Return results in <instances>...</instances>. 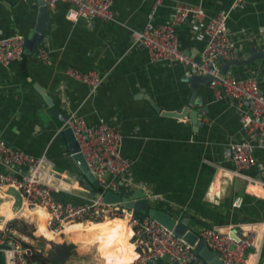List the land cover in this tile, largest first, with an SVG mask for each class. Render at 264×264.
<instances>
[{"label": "crops", "instance_id": "obj_1", "mask_svg": "<svg viewBox=\"0 0 264 264\" xmlns=\"http://www.w3.org/2000/svg\"><path fill=\"white\" fill-rule=\"evenodd\" d=\"M178 3L198 4L208 18L228 10L231 0H164L154 11L152 0H112V20L69 19L66 16L69 3L62 1L48 9L47 29L36 49L44 48L48 59H38L35 51L23 53L19 60L7 65L0 63V136L9 145L28 153L47 154L62 180L55 195L58 199L83 201L94 195L70 157L65 139L47 143V127L55 129V123L48 115L49 107L37 89L39 86L50 93L66 116L76 111L90 123L102 118L120 129L121 149L130 160L127 173L133 183L119 182V191L141 188L152 205L162 207L178 219L188 215V225L197 233L202 227L217 223L264 219V197L245 193V181L228 173L234 166L227 160L225 149L241 132L235 102L215 98L208 80L198 84L201 102L190 104L191 88L185 66L150 61L144 45L131 44L133 29H141L148 20L168 22ZM36 7V0H0V37L25 34L34 21ZM227 28L232 40L231 57L251 52L254 44L262 47L264 0H245L229 9ZM177 33L185 52L200 54L205 35L199 23L191 16L186 17L177 26ZM68 66L97 69L106 79L90 93L88 85L66 72ZM228 70L239 77L256 72L264 90V59L247 65L231 64ZM155 104L162 110L180 111L187 105L205 109L201 110L197 125L188 115L162 114ZM256 161L248 173L261 177L263 150L256 151ZM223 169L227 171L225 174ZM250 190L255 191L253 187ZM152 194L159 195L154 198ZM237 195L242 197L240 207L231 205ZM17 196L21 200L19 205H15ZM0 203L7 205L6 210L0 211V226L16 212L18 219H24L22 212L26 206L19 191L16 195L9 187H2ZM9 212L13 214L8 215ZM46 220L47 213L44 223ZM66 231L58 237L74 242L77 248L76 257L68 264H131L138 253L132 227L126 221L73 224ZM23 235L21 238L31 243ZM77 243L92 249L83 252ZM47 248L43 246L44 251ZM200 261L207 264L201 258ZM0 264H6L1 251ZM149 264L172 262L163 256ZM188 264L199 263L190 260ZM260 264H264V249Z\"/></svg>", "mask_w": 264, "mask_h": 264}, {"label": "built area", "instance_id": "obj_2", "mask_svg": "<svg viewBox=\"0 0 264 264\" xmlns=\"http://www.w3.org/2000/svg\"><path fill=\"white\" fill-rule=\"evenodd\" d=\"M48 9L59 2L69 3L66 16L69 19L98 18L114 19L112 0H44ZM164 0H152V10ZM245 0H231L229 9L241 5ZM228 10L218 11L205 18L204 9L193 3L174 5L168 22L155 23L148 20L140 29H133L131 44L146 47L150 61L181 63L188 75H210L211 92L215 98H228L235 102L238 110L240 136L229 141L225 149L226 158L234 166L228 170L230 177L245 181L244 192L255 197H264V169L261 177L250 175L248 170L257 164L256 151H264V90L260 87L257 73L239 77L231 70L222 71V64L230 59L232 40L227 28ZM190 15L201 25L205 35L204 46L197 56L185 52L178 40L177 26ZM201 22V23H200ZM24 35L16 33L0 37V63L7 65L23 55ZM38 59L47 60L44 48L36 50ZM66 72L96 91L106 79L97 69H80L68 66ZM64 125L72 129L81 152L94 180L101 187L92 197L83 201L60 200L55 197L61 189L60 176L56 175L54 162L41 153L34 155L9 145L0 136V189L14 188L24 199L25 206H38L47 213L45 226L52 232L64 225L82 220L100 221L109 217H126L132 227L138 253L131 264H149L150 261L166 256L179 264H188L198 255L170 229L148 215L137 214L122 202L104 201L106 190L119 191V182L132 184L128 175L130 160L122 153L120 129L105 119L90 123L83 115L71 111L65 116ZM217 165V164H216ZM223 168V167H222ZM226 169H223L224 174ZM253 187L255 191H251ZM159 194H152L154 198ZM242 197L237 195L231 205L240 207ZM2 203V202H1ZM0 203V206H1ZM2 209L0 208V211ZM17 212L0 226V244L9 248L0 249L6 264H33L30 260L31 247L21 242L16 230ZM24 220V219H21ZM15 221L17 223H15ZM199 236L220 255L223 264H260L264 249V219L217 223L202 227Z\"/></svg>", "mask_w": 264, "mask_h": 264}, {"label": "water", "instance_id": "obj_3", "mask_svg": "<svg viewBox=\"0 0 264 264\" xmlns=\"http://www.w3.org/2000/svg\"><path fill=\"white\" fill-rule=\"evenodd\" d=\"M36 2L37 7L34 21L33 23H30L29 30L25 34H23V53L25 54L35 53L39 42L45 35V30L47 29L48 25L49 11L45 4V1L36 0ZM189 16L190 15H188L187 17ZM257 59H264V44H262V47L260 48L257 47V44H254L251 47V52L246 51V54H244L243 56H238V53H235L233 57L226 60L222 64L221 70L226 71L231 64L247 65ZM210 78L211 77L208 74L196 73H192L187 77L191 88V98L189 102L190 104L194 101L196 103L201 102V97L197 96L198 84L206 82ZM37 89L43 95V98L49 107V113H47L50 116L51 120L55 123V129L50 126L47 127V143H58L64 138L70 157L74 161L76 167L82 173L85 185L89 189H93L94 183H96L94 180V175L88 168L87 162L80 150L77 140L73 135L72 129L69 126L64 125L66 115L63 113L60 106L52 98L49 92L40 89L39 86L37 87ZM155 108L160 110L162 114L165 115L176 117L188 115L191 118V122L197 125L200 123L201 110L205 109V107L203 106H199V108H190L189 105H187L184 106L180 111L162 110L157 104H155ZM128 190L130 192L114 191L108 189L104 193V201L122 202L126 207L132 208L135 212L140 213L142 216L148 215L166 228L170 229L177 237L188 244V246L199 255L202 261L206 262L207 264H223L222 258L216 252V250H214L206 242L205 239L200 237L195 230L189 227L188 215L186 217L178 219L162 207L152 205L148 201V199H146V192L141 188L129 187ZM3 248H9V245L0 244V249ZM171 262L172 264H179L176 259H172ZM33 264H36V261H33Z\"/></svg>", "mask_w": 264, "mask_h": 264}, {"label": "trees", "instance_id": "obj_4", "mask_svg": "<svg viewBox=\"0 0 264 264\" xmlns=\"http://www.w3.org/2000/svg\"><path fill=\"white\" fill-rule=\"evenodd\" d=\"M101 187L98 186L97 183H94L92 193H96L100 190ZM10 205V202H7ZM6 206L1 205L0 208L6 210ZM29 213H27V212ZM22 212V214L28 218L32 223L27 221H21L20 224H16V229L22 234L27 235L29 238L45 241V238L41 235H35L31 228H28V225L32 226L39 233L43 234L46 238L57 240L51 241L48 240L49 247L44 251L42 247H36L35 245L21 239L23 245L31 247L32 253L30 255L31 261H36V264H68L71 260H73L77 255V248L74 242L70 241H61L62 234L67 231H64L60 235H52L50 232L46 230V226L44 223L46 214H43L40 210H36L35 208H29ZM137 214H140L136 212ZM15 223H17L15 221Z\"/></svg>", "mask_w": 264, "mask_h": 264}, {"label": "bare ground", "instance_id": "obj_5", "mask_svg": "<svg viewBox=\"0 0 264 264\" xmlns=\"http://www.w3.org/2000/svg\"><path fill=\"white\" fill-rule=\"evenodd\" d=\"M29 208H35L36 210H40L43 214H46L45 210L42 209V208H40V207H38V206H32V207H30V206H27V205H26V209H25V210H27V209H29ZM1 220H2V219H1ZM5 220H6V219H5ZM114 220H122V221H126V222H127L126 217H109V218H106V219H103V220H100V221H92V220L74 221V222H71V223L66 224L61 230H59V231H57V232H52L51 230H48L47 228H46V230H47L48 232H50V233L54 236V235H60V234H62L64 231L67 230V227H68V226H71V225H73V224H80V225H83V224H88V223H90V224L99 225V224H104V223H106V222L114 221Z\"/></svg>", "mask_w": 264, "mask_h": 264}, {"label": "rangeland", "instance_id": "obj_6", "mask_svg": "<svg viewBox=\"0 0 264 264\" xmlns=\"http://www.w3.org/2000/svg\"><path fill=\"white\" fill-rule=\"evenodd\" d=\"M9 190H12V191H15V194L16 195H18V191H16V190H14L13 188H9ZM20 202H21V200H20V198H19V196H17L16 197V201H15V205H19L20 204ZM13 214V212H9L8 213V215H12ZM22 216H23V218L26 220V221H28V223H32L28 218H26L23 214H22ZM1 217V216H0ZM21 221H23V220H21V219H19L18 220V224H20L21 223ZM28 228H31L32 229V231H33V233L35 234V235H39L38 233V231H36V229H34L32 226H30V225H28ZM19 233V232H18ZM20 234V236L21 235H23L22 233H19ZM24 236V235H23ZM28 240L29 241H31V243L33 242V245H35L36 247H42L43 248V246H48L49 247V243L47 242L48 240H49V238H45V241H42V240H36V239H33V240H31L29 237H28ZM51 241H53V240H51ZM61 241H63V240H61ZM64 241H66V240H64ZM71 242V241H70ZM77 245H78V247L80 248L81 247V249H82V251L83 252H86L88 249H92V247L90 246H88V247H83V246H81V245H79V243H77ZM93 256H96V253L93 255Z\"/></svg>", "mask_w": 264, "mask_h": 264}, {"label": "clouds", "instance_id": "obj_7", "mask_svg": "<svg viewBox=\"0 0 264 264\" xmlns=\"http://www.w3.org/2000/svg\"><path fill=\"white\" fill-rule=\"evenodd\" d=\"M23 240V239H22ZM2 252V251H1Z\"/></svg>", "mask_w": 264, "mask_h": 264}]
</instances>
